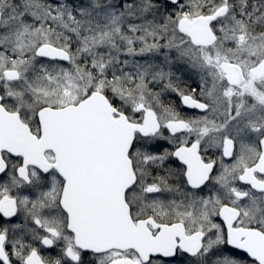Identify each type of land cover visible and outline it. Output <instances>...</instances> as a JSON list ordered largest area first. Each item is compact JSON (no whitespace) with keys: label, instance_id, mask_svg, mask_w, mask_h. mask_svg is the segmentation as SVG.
<instances>
[{"label":"snow or ice","instance_id":"snow-or-ice-1","mask_svg":"<svg viewBox=\"0 0 264 264\" xmlns=\"http://www.w3.org/2000/svg\"><path fill=\"white\" fill-rule=\"evenodd\" d=\"M0 264H264V0H0Z\"/></svg>","mask_w":264,"mask_h":264}]
</instances>
